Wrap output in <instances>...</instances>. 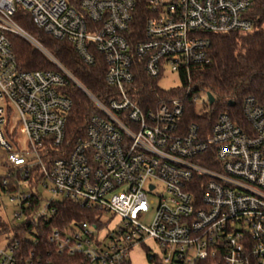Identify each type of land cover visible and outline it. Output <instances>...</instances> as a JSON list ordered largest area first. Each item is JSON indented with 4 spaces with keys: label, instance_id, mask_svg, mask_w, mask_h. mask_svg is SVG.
Returning <instances> with one entry per match:
<instances>
[{
    "label": "built area",
    "instance_id": "1",
    "mask_svg": "<svg viewBox=\"0 0 264 264\" xmlns=\"http://www.w3.org/2000/svg\"><path fill=\"white\" fill-rule=\"evenodd\" d=\"M252 5L253 0H0V149L6 166L0 217L9 222L8 229L0 224V240L9 238L0 245V264H49L51 251L82 256L73 264H132L137 246L154 264H264V104L246 97L242 123L227 111L217 114L210 129L185 119L191 104L199 114L211 104L200 111L197 99L205 91L191 88L192 70L212 61L210 36L253 32L258 20ZM18 13L69 42L86 64L102 56L107 99L75 78L16 20ZM12 35L27 40L54 68H21ZM143 74L182 94L144 104L137 98ZM171 74L178 75L180 87L161 86ZM68 81L97 108L73 141L66 132L74 106L64 91ZM39 187L101 212L97 222L48 231L61 200H49L41 210ZM5 199L16 202L12 220L4 216Z\"/></svg>",
    "mask_w": 264,
    "mask_h": 264
},
{
    "label": "trees",
    "instance_id": "2",
    "mask_svg": "<svg viewBox=\"0 0 264 264\" xmlns=\"http://www.w3.org/2000/svg\"><path fill=\"white\" fill-rule=\"evenodd\" d=\"M251 14L258 20L256 28L248 34L227 33L212 34L211 55L212 61L208 65L192 70V93L205 91L214 97L208 110L199 114L196 105L191 104L185 119L206 125L207 129L214 123L219 112L227 111L232 117L242 123L244 99L254 96L264 104V0H253ZM16 20L31 34L36 36L44 46L77 78L90 92L106 100L110 89L105 82L106 63L102 56L98 57L95 65L86 64L75 48L67 41L54 39L33 23L30 15L18 13ZM142 26V21L138 22ZM14 52L19 66L26 70L53 69L54 64L32 44L18 35L11 37ZM185 81L186 76L182 75ZM139 91L137 98L141 102H156L167 97H177L182 89L164 90L156 81L146 75L138 77ZM187 87V84L185 85ZM65 93L74 101L69 113L66 132L70 141L82 136L90 117L97 111L91 99L72 81H68ZM230 101L233 104H230ZM56 213L48 223V231L54 228H66L70 224H79L84 221L96 223V214L101 212L82 207L72 200L63 199L56 204ZM36 207L32 203L31 209ZM3 228H9V222L0 217ZM44 245L52 247L47 240ZM82 256L59 255L50 252L49 264H73L80 262ZM156 264H161L154 260ZM199 264H210L202 261Z\"/></svg>",
    "mask_w": 264,
    "mask_h": 264
},
{
    "label": "rangeland",
    "instance_id": "3",
    "mask_svg": "<svg viewBox=\"0 0 264 264\" xmlns=\"http://www.w3.org/2000/svg\"><path fill=\"white\" fill-rule=\"evenodd\" d=\"M161 86L164 88H170V87H180L181 81L176 74H171L170 76H167L166 78L162 79L160 82ZM209 105V93L207 92H200L198 95L197 99V107L200 111H205L207 109V106ZM18 130L20 131V127H18ZM22 145H24L25 140L23 137L21 138ZM5 161V152L0 149V176H3L6 174V166L4 165ZM39 190L43 196V202L41 204V210H44V207L46 206L47 201L49 200H61L62 196L60 194L54 193L51 191L50 188H44V187H39ZM4 211V216L8 220H12L14 217V212L17 210L16 207V202L15 201H9L7 199L4 200V208L2 209ZM152 215V212L149 213L143 221H148ZM120 219L116 217L111 225L116 224ZM9 238L8 237H3L2 240H0V245L4 244L5 242H8ZM146 244L149 247H152V249L155 250L156 255H159L158 248H156L155 244L153 241L148 240ZM131 261L132 264H154L148 259V251L143 247V246H137L135 247L131 254Z\"/></svg>",
    "mask_w": 264,
    "mask_h": 264
},
{
    "label": "water",
    "instance_id": "4",
    "mask_svg": "<svg viewBox=\"0 0 264 264\" xmlns=\"http://www.w3.org/2000/svg\"><path fill=\"white\" fill-rule=\"evenodd\" d=\"M209 101H210V103H213V101H214V97L211 93H209ZM230 104H233V102L230 101Z\"/></svg>",
    "mask_w": 264,
    "mask_h": 264
}]
</instances>
